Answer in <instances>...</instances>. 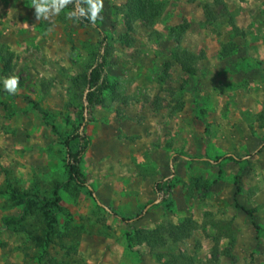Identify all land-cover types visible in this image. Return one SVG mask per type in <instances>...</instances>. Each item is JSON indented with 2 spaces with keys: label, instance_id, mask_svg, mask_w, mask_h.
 Masks as SVG:
<instances>
[{
  "label": "rangeland",
  "instance_id": "374dc122",
  "mask_svg": "<svg viewBox=\"0 0 264 264\" xmlns=\"http://www.w3.org/2000/svg\"><path fill=\"white\" fill-rule=\"evenodd\" d=\"M155 1L153 25L134 18L128 29L126 0H104L110 87L88 112L97 29L70 18V5L37 21L31 0H0V264H151L156 252L177 264H264V0ZM179 48L197 57L196 74ZM83 121L80 170L99 206L66 183L63 140ZM55 189L48 236L38 200ZM134 191L151 195L135 210ZM187 218L196 226L182 241L153 253L135 241L137 228Z\"/></svg>",
  "mask_w": 264,
  "mask_h": 264
},
{
  "label": "trees",
  "instance_id": "16d2710c",
  "mask_svg": "<svg viewBox=\"0 0 264 264\" xmlns=\"http://www.w3.org/2000/svg\"><path fill=\"white\" fill-rule=\"evenodd\" d=\"M82 6L86 7V5ZM70 7L71 9H73V5L70 4ZM121 12L126 18V26L128 29H132L131 22L134 18H139L150 27L151 25H153L156 17L161 13V4L159 2H156L155 0H126L125 4L122 5ZM79 22L82 25L94 26L101 36L100 45L96 53L95 61L90 66L89 70L86 71L85 75H83V81L86 88L84 96V107L88 112H91L92 108L100 103V95L102 94V92L110 87L109 78L106 74L104 55V48L107 43L108 35L102 30L100 24L97 22L94 25L91 24L87 19H80ZM185 29L186 28L183 27L181 28V31L183 32ZM196 58L197 57L194 53L186 49L179 48V63L184 71L190 74L197 73V67L195 65ZM85 121L81 122L78 127H75L70 133H68L63 140L66 153L64 160L67 171L66 183L73 182L77 186L85 187L89 195L99 206L101 204L99 203L94 190L88 184L86 176L80 170L81 159L89 146V140L84 130ZM75 141L77 142V144L75 147H73V143H75ZM259 148L260 147H258V149ZM221 157L222 156H220V158ZM223 157L229 158L231 160L239 159V157H237L233 153H225ZM154 190L157 193H160V191L162 190V182L160 180L155 182ZM25 195L26 194L24 193L19 194V196L23 198V201L28 200L24 197ZM59 200L60 196L57 189H55L54 191L53 199L38 200V205L42 210V214L47 220L46 225L49 229L47 231L48 236L50 231L53 229V224L57 219L56 215L61 209L60 205L58 204ZM153 203L154 201H149L147 204L152 205ZM143 212L144 211H142V213ZM142 213H138L131 218H126L125 221L129 222L133 218H138L142 215ZM195 226L196 222L189 218L180 220L177 223H168L167 225L161 223L152 229L137 228L134 231V238L138 244L145 243L150 248V252L153 253L155 252L153 251L155 247L165 245L166 239H170L172 242H178L189 237L193 229H195ZM128 235L131 236V233L128 232ZM215 247H217V245H214V250ZM211 258L215 260L216 254L212 252ZM155 259L160 264H177L176 257L170 256V258H168L167 260H163L162 253L156 252Z\"/></svg>",
  "mask_w": 264,
  "mask_h": 264
},
{
  "label": "clouds",
  "instance_id": "9594fccd",
  "mask_svg": "<svg viewBox=\"0 0 264 264\" xmlns=\"http://www.w3.org/2000/svg\"><path fill=\"white\" fill-rule=\"evenodd\" d=\"M73 5V11L69 13L70 18L76 20L87 19L91 24L97 20H102L101 13L104 8V0H31V6L35 10L37 21L50 20L54 15H58L66 6ZM86 5V7L82 6ZM5 89L10 94H15L19 78L11 76L4 81Z\"/></svg>",
  "mask_w": 264,
  "mask_h": 264
},
{
  "label": "crops",
  "instance_id": "0c3cea01",
  "mask_svg": "<svg viewBox=\"0 0 264 264\" xmlns=\"http://www.w3.org/2000/svg\"><path fill=\"white\" fill-rule=\"evenodd\" d=\"M133 204H132V209L133 210H135V209H137L138 208V205L139 204H141L143 201H145V200H149L150 198H151V195L149 194V193H147V192H141V193H139V191H134V195H133ZM131 208H129V209H126L125 210V212L126 213H129V212H131ZM140 220V218L138 219V221ZM144 227H147V226H144ZM122 251H123V249H122ZM121 251V252H122ZM150 259V258H149ZM149 262L151 263V264H160L158 261H153L152 259H150L149 260ZM157 262V263H156Z\"/></svg>",
  "mask_w": 264,
  "mask_h": 264
}]
</instances>
